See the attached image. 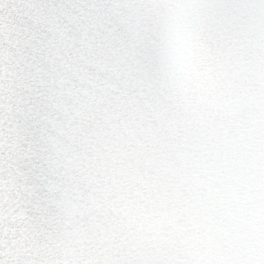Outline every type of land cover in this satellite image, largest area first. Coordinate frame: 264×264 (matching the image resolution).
I'll return each instance as SVG.
<instances>
[{"label":"snow or ice","instance_id":"1","mask_svg":"<svg viewBox=\"0 0 264 264\" xmlns=\"http://www.w3.org/2000/svg\"><path fill=\"white\" fill-rule=\"evenodd\" d=\"M0 264H264V0H0Z\"/></svg>","mask_w":264,"mask_h":264}]
</instances>
